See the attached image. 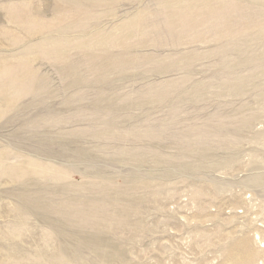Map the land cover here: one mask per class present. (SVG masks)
I'll return each instance as SVG.
<instances>
[{"label": "rangeland", "instance_id": "1", "mask_svg": "<svg viewBox=\"0 0 264 264\" xmlns=\"http://www.w3.org/2000/svg\"><path fill=\"white\" fill-rule=\"evenodd\" d=\"M247 255L264 0H0V264Z\"/></svg>", "mask_w": 264, "mask_h": 264}, {"label": "bare ground", "instance_id": "2", "mask_svg": "<svg viewBox=\"0 0 264 264\" xmlns=\"http://www.w3.org/2000/svg\"><path fill=\"white\" fill-rule=\"evenodd\" d=\"M241 249H244L243 243L240 242V244L237 245V248H235V250L240 251ZM238 258V257H237ZM238 260V259H237ZM249 260V256L247 255L246 258H244V260L241 261L242 264H245L247 261ZM236 261V260H235ZM234 261V262H235ZM240 261V259H239Z\"/></svg>", "mask_w": 264, "mask_h": 264}]
</instances>
